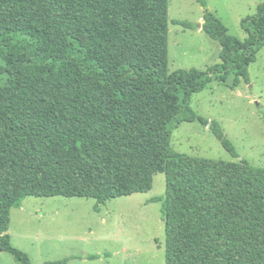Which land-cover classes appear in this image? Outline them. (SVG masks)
Instances as JSON below:
<instances>
[{
    "label": "trees",
    "instance_id": "16d2710c",
    "mask_svg": "<svg viewBox=\"0 0 264 264\" xmlns=\"http://www.w3.org/2000/svg\"><path fill=\"white\" fill-rule=\"evenodd\" d=\"M198 2L219 61L169 72L168 0H0V249L16 264H31L7 232L26 196L99 204L148 191L157 172L165 191L150 201L160 202L164 264H264V167L237 159L214 121L236 160L170 145L181 122L208 123L192 94L212 79L231 89L249 82L264 1L241 18L243 40Z\"/></svg>",
    "mask_w": 264,
    "mask_h": 264
},
{
    "label": "rangeland",
    "instance_id": "374dc122",
    "mask_svg": "<svg viewBox=\"0 0 264 264\" xmlns=\"http://www.w3.org/2000/svg\"><path fill=\"white\" fill-rule=\"evenodd\" d=\"M239 40L246 37L241 18L252 15L264 0H204ZM204 7L198 0H168V71L205 69L219 61V45L200 27ZM176 21H187L186 28ZM249 82L231 89L212 79L192 94L190 107L208 121H183L171 131L170 145L188 155L236 160L210 129L217 122L238 157L264 167V47L248 67ZM165 176L153 175L148 191L114 197L96 204L91 197L26 196L10 209L8 234L12 246L31 264L66 259L67 264H164V225L160 202ZM97 207V209L95 208ZM90 256H95L93 259ZM0 264H16L0 249Z\"/></svg>",
    "mask_w": 264,
    "mask_h": 264
},
{
    "label": "water",
    "instance_id": "95a60500",
    "mask_svg": "<svg viewBox=\"0 0 264 264\" xmlns=\"http://www.w3.org/2000/svg\"><path fill=\"white\" fill-rule=\"evenodd\" d=\"M200 26H201V23L198 24V27H200Z\"/></svg>",
    "mask_w": 264,
    "mask_h": 264
}]
</instances>
